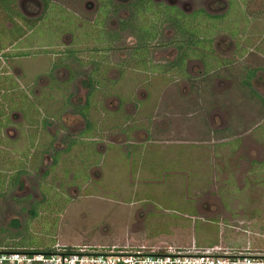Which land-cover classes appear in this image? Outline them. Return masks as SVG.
<instances>
[{
  "label": "rangeland",
  "instance_id": "obj_1",
  "mask_svg": "<svg viewBox=\"0 0 264 264\" xmlns=\"http://www.w3.org/2000/svg\"><path fill=\"white\" fill-rule=\"evenodd\" d=\"M112 1L77 0L36 34L19 15L39 1L0 6V86L19 94L0 96V155L15 160L0 189L16 183L0 195V246L264 253V0H150L220 16L212 69L192 53L174 63L172 18L146 54L121 22L132 0Z\"/></svg>",
  "mask_w": 264,
  "mask_h": 264
},
{
  "label": "trees",
  "instance_id": "obj_2",
  "mask_svg": "<svg viewBox=\"0 0 264 264\" xmlns=\"http://www.w3.org/2000/svg\"><path fill=\"white\" fill-rule=\"evenodd\" d=\"M150 0H140V5L136 4V0L134 2V0H132V5H133V12H132V19H126V20H122L121 22L123 23V25L125 27L128 26L129 30L131 31L130 35L132 37V41L133 43H137V42H146V44L142 45L141 47L143 49L146 50V54L150 51V48L152 46L153 43H156L155 41H157V39H160L161 34L163 33V29L165 27V22L169 21V18H172L175 24V29L177 31V35H176V39H175V45L176 47L179 49L180 53L179 56L176 57L174 60V63H176V61H180L178 66L179 68L183 67V64H181V61H183V59L187 58V56L190 55V53L192 54H196L200 57L201 61L203 62L205 68H209L212 69V62L210 63V60H208L211 56L210 55V41L212 39V37H214L216 34H218V31L220 30V26H219V21L218 18H220V16L218 15H213V14H209L207 12H203L202 10L198 11H193L192 13L189 14H184L183 12L177 10L175 7V9L173 8L172 11L174 12H170V14H162V12L157 11L156 9L159 10L161 6H157L155 3V6L153 7V3ZM16 0H1V3L3 5H15ZM43 3V11L42 14L39 17H28L25 15H19L20 16V21L23 24V27L27 30V31H32L34 34L38 33L40 30L39 27H41L44 18L49 17L51 20L55 19L58 17H61L59 15V13H63L65 15L66 11H68V9H66L65 7H63L62 5H60L58 2H53L52 0H42ZM111 5L113 7V2L111 0ZM149 3V4H148ZM138 8L139 11H138ZM178 12L180 14H178ZM153 14V15H152ZM155 14V16H154ZM176 15L178 17H176ZM58 16V17H57ZM154 16V17H153ZM224 17V16H223ZM222 17V18H223ZM149 18L150 20H155V26L159 25L160 30H159V34L155 35L154 37H150L148 39H143L142 37H140V30L139 27H137L136 25L139 24L142 19H147ZM203 18V19H201ZM225 19V18H224ZM223 20V19H222ZM172 21V20H170ZM172 23V22H171ZM207 23V24H206ZM205 24L207 26H205ZM139 26V25H138ZM192 27H197V30H193ZM225 30H228L229 32H231V34H236L238 30H236L235 32H232L230 25L228 27V25H226V22L224 21V25L223 28ZM209 37V38H208ZM211 38V39H210ZM197 41H200L199 43ZM161 43V41L159 42ZM140 48V47H139ZM138 48V50H139ZM149 50V51H148ZM201 52V53H200ZM5 55V54H4ZM8 56L13 57L14 54H8ZM68 56H73V55H68ZM216 65L215 69H218L217 67H223L221 64L222 63H213ZM163 65H167V67L162 68V70L164 72H169L171 70L172 64L170 62H167L166 64ZM214 69V70H215ZM184 73V72H182ZM253 73V70H247V74H246V78H243L242 83L247 84L248 86H250L249 83V79L251 77ZM70 80V79H69ZM12 94L13 97L11 98H17V96H19L18 93H16L15 91V86L14 85H10L7 83H4V85L0 86V96L1 98H3V100H5V96H9V94ZM9 98V97H6ZM8 101H11L10 99ZM12 102V101H11ZM17 111L20 112V110L17 109V107H15ZM22 114V116H24V112H20ZM5 115L1 112L0 114V125H6V123L8 121L3 119V116ZM3 120V121H2ZM90 120L86 119V123H89ZM44 125V124H43ZM1 137V135H0ZM2 139V138H0ZM66 139V137L64 138ZM5 141L4 140H0V144H4ZM73 146V143L70 146H66L62 149H60L61 153H57L58 156L56 157V161L62 156L66 158H71L72 155L70 153V149ZM15 150L17 151V149L15 148ZM0 152H2L0 150ZM22 152V151H21ZM18 153V152H17ZM63 154V155H61ZM76 154V153H74ZM16 157V155H15ZM54 162V161H52ZM13 163H15V160L12 158H7V157H3L0 155V170L2 169L3 172L5 171H10V169L14 166L12 165ZM15 169V168H12ZM19 169L16 168L15 172H25V168H22L18 171ZM27 171V169H26ZM28 172V171H27ZM1 174V172H0ZM14 183L10 184V187L8 190L4 191L0 189V195L3 194L4 192H7L9 190H11V188L14 186ZM6 247H10L13 249H41V248H33V247H14V246H10V245H4ZM67 248H71L69 246H67ZM49 249H44V250H50ZM43 250V249H41Z\"/></svg>",
  "mask_w": 264,
  "mask_h": 264
},
{
  "label": "built area",
  "instance_id": "obj_3",
  "mask_svg": "<svg viewBox=\"0 0 264 264\" xmlns=\"http://www.w3.org/2000/svg\"><path fill=\"white\" fill-rule=\"evenodd\" d=\"M0 264H264V253L218 250L144 251L71 247L55 244L50 250L0 246Z\"/></svg>",
  "mask_w": 264,
  "mask_h": 264
},
{
  "label": "crops",
  "instance_id": "obj_4",
  "mask_svg": "<svg viewBox=\"0 0 264 264\" xmlns=\"http://www.w3.org/2000/svg\"><path fill=\"white\" fill-rule=\"evenodd\" d=\"M17 1H20V0H16V2ZM37 1H39L40 3H41V5H42V7H41V11H40V14H38V16H40L41 14H42V11H43V3H42V0H37ZM53 2H58L60 5H62L63 7H65L66 9H68V10H72V9H74L75 8V2L77 3V0H69V1H71L74 5H70V4H68L65 0H52ZM15 2V3H16ZM0 6L3 8V9H6L7 7H9V5H3L2 3H1V0H0ZM26 16V15H25ZM38 16H36V17H38Z\"/></svg>",
  "mask_w": 264,
  "mask_h": 264
},
{
  "label": "flooded vegetation",
  "instance_id": "obj_5",
  "mask_svg": "<svg viewBox=\"0 0 264 264\" xmlns=\"http://www.w3.org/2000/svg\"><path fill=\"white\" fill-rule=\"evenodd\" d=\"M87 1H89V3H90V0H87ZM113 2V1H112ZM113 11H115L116 12V10L118 9V4H114V2H113Z\"/></svg>",
  "mask_w": 264,
  "mask_h": 264
}]
</instances>
